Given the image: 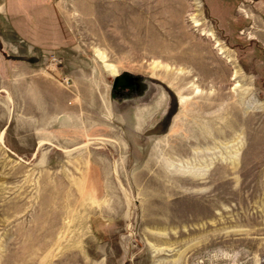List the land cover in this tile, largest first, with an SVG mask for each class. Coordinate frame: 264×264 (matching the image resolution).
<instances>
[{
    "label": "rangeland",
    "instance_id": "rangeland-1",
    "mask_svg": "<svg viewBox=\"0 0 264 264\" xmlns=\"http://www.w3.org/2000/svg\"><path fill=\"white\" fill-rule=\"evenodd\" d=\"M0 264H264V0H0Z\"/></svg>",
    "mask_w": 264,
    "mask_h": 264
},
{
    "label": "water",
    "instance_id": "water-1",
    "mask_svg": "<svg viewBox=\"0 0 264 264\" xmlns=\"http://www.w3.org/2000/svg\"><path fill=\"white\" fill-rule=\"evenodd\" d=\"M128 74H115L113 77V81L111 84L112 90H116L118 88H131L132 85L128 82Z\"/></svg>",
    "mask_w": 264,
    "mask_h": 264
},
{
    "label": "bare ground",
    "instance_id": "bare-ground-1",
    "mask_svg": "<svg viewBox=\"0 0 264 264\" xmlns=\"http://www.w3.org/2000/svg\"><path fill=\"white\" fill-rule=\"evenodd\" d=\"M216 43H217V42H216ZM107 67L110 68L111 71H114V69H112V67L109 66L108 64H107ZM113 68H114V67H113ZM226 127H230V123H227V124H226ZM196 128L198 129V131H197V129H196V131H197V135H198L197 137H198V138H205V137H204L205 135H203V133H202V131H203L202 127H196ZM215 131H216V130H215ZM226 132L229 133V132H230V129L227 128V129H226ZM216 133L219 135L220 133H222V130H217ZM215 139H216V138H215ZM215 139H214V140H215ZM215 141H216V140H215ZM229 141H231V140H229ZM199 169H200V168H199ZM181 170H182V169H181ZM187 170H188V169H187ZM197 170H198V169H197ZM182 171H183V170H182ZM185 172H186V171H185ZM187 172H188V174L190 173L189 170H188ZM201 172H202V170L199 171V172L191 173V174H192L193 176H197V177H198V176L202 175Z\"/></svg>",
    "mask_w": 264,
    "mask_h": 264
}]
</instances>
